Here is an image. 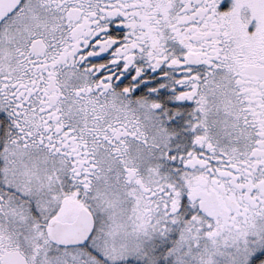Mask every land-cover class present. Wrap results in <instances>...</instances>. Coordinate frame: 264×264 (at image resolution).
<instances>
[{
    "label": "snow or ice",
    "instance_id": "1",
    "mask_svg": "<svg viewBox=\"0 0 264 264\" xmlns=\"http://www.w3.org/2000/svg\"><path fill=\"white\" fill-rule=\"evenodd\" d=\"M0 264H264V0H0Z\"/></svg>",
    "mask_w": 264,
    "mask_h": 264
}]
</instances>
